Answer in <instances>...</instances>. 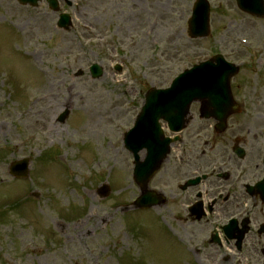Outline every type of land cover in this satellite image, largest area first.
I'll return each mask as SVG.
<instances>
[{
    "label": "rangeland",
    "instance_id": "obj_1",
    "mask_svg": "<svg viewBox=\"0 0 264 264\" xmlns=\"http://www.w3.org/2000/svg\"><path fill=\"white\" fill-rule=\"evenodd\" d=\"M193 1L59 0L72 19L65 32L48 9L0 6V264H185L179 187L197 111L148 184L166 200L150 211L131 207L138 189L123 134L147 90L167 88L218 54L239 65L230 88L243 115L259 108L245 99L253 89L264 98V19L241 13L234 0H207L210 34L191 40ZM38 12L46 15L35 21ZM92 64L104 69L98 80L89 77ZM23 159L28 178L12 179L9 165ZM94 212L96 223L87 222ZM78 223H88L82 236L73 230Z\"/></svg>",
    "mask_w": 264,
    "mask_h": 264
},
{
    "label": "flooded vegetation",
    "instance_id": "obj_2",
    "mask_svg": "<svg viewBox=\"0 0 264 264\" xmlns=\"http://www.w3.org/2000/svg\"><path fill=\"white\" fill-rule=\"evenodd\" d=\"M0 6L48 8L46 0ZM245 99L259 107L255 114L231 116L224 130L198 119V128L185 133V264H264V98L253 89Z\"/></svg>",
    "mask_w": 264,
    "mask_h": 264
},
{
    "label": "water",
    "instance_id": "obj_3",
    "mask_svg": "<svg viewBox=\"0 0 264 264\" xmlns=\"http://www.w3.org/2000/svg\"><path fill=\"white\" fill-rule=\"evenodd\" d=\"M235 2L242 12L256 18H264L263 0ZM54 8L53 6V10ZM208 17L209 6L206 0H195L192 16L188 21V35L191 39L208 36ZM69 26V17L61 15L59 27L67 30ZM89 72L93 80L103 75L102 68L98 65H92ZM236 73L237 69L233 65L226 64L221 57L216 56L191 70L184 71L173 80L169 89H151L146 93L135 125L124 139L126 149L134 158L133 179L142 190L141 196L135 202L137 208L148 209L161 203L160 197L146 191L148 181L165 159L172 142L163 137L158 121L161 119L167 122L173 132L181 131L188 107L193 101H206V106L213 111L212 114L219 113L221 108L230 103L229 81ZM66 116L65 114L60 117V122H63ZM142 150L146 151V156L144 161L140 162L137 154ZM10 172L15 178H27V161L14 163ZM107 193L106 187L100 190L101 197H105Z\"/></svg>",
    "mask_w": 264,
    "mask_h": 264
},
{
    "label": "bare ground",
    "instance_id": "obj_4",
    "mask_svg": "<svg viewBox=\"0 0 264 264\" xmlns=\"http://www.w3.org/2000/svg\"><path fill=\"white\" fill-rule=\"evenodd\" d=\"M39 26H41V25H39ZM39 26H37V27H39ZM37 102H42L43 101V96H41V99H39V97L37 98V100H36ZM45 101V100H44ZM43 103V102H42ZM49 105V104H48ZM32 108V107H31ZM30 108V109H31ZM29 109V110H30ZM56 130H57V128L56 127H54L53 125H51V124H49V126H48V131L49 132H51V133H56ZM108 153H106V155H107ZM114 154V156H118L119 155V153H117V152H114L113 153ZM121 169H122V171H123V167L121 166L120 167ZM123 173H124V171H123ZM0 175L1 176H4L5 175V170L4 169H2V165H0ZM99 213V212H98ZM102 218H105V216L104 215H102ZM88 220H87V222H89L90 220H92L93 221V223H96V221L98 220V217H97V214L94 212V213H92L90 216H88V218H87ZM88 223H78V224H76V225H74V227H73V230L75 231V232H77L78 233V236H82L83 235V233H85L86 232V229H87V225ZM94 227H96V224L94 225ZM113 228L114 229H116L117 228V225L116 224H114L113 225Z\"/></svg>",
    "mask_w": 264,
    "mask_h": 264
}]
</instances>
